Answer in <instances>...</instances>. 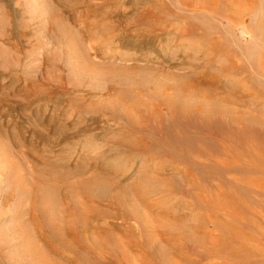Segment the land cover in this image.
Wrapping results in <instances>:
<instances>
[{"label":"rangeland","instance_id":"1","mask_svg":"<svg viewBox=\"0 0 264 264\" xmlns=\"http://www.w3.org/2000/svg\"><path fill=\"white\" fill-rule=\"evenodd\" d=\"M240 1L0 0V264H264Z\"/></svg>","mask_w":264,"mask_h":264},{"label":"bare ground","instance_id":"2","mask_svg":"<svg viewBox=\"0 0 264 264\" xmlns=\"http://www.w3.org/2000/svg\"><path fill=\"white\" fill-rule=\"evenodd\" d=\"M162 1V0H161ZM242 1V2H241ZM240 2H241V4H242V10H241V8H239V7H237V6H232V9H234V8H236L237 10L236 11H234V12H236V13H238V15L242 12V14H243V19L245 18H249L252 14H254L256 11H258V12H261V13H263L264 14V0H241ZM204 2V1H203ZM228 2V1H227ZM215 3V2H214ZM229 4H231L232 5V3L231 2H228ZM234 5V4H233ZM197 10H204V11H206V13H209V14H212V15H218V13H217V11H216V9L215 8H213V7H209V6H206L205 4H203V5H201V6H194ZM216 7V6H215ZM239 8V9H238ZM166 9V8H165ZM230 10V9H229ZM166 11V10H165ZM238 11V12H237ZM239 11H241V12H239ZM230 12V11H229ZM233 12V13H234ZM200 13V12H199ZM198 14V13H197ZM202 14V13H201ZM230 14V13H229ZM262 14V15H263ZM177 15V14H176ZM230 15H232V14H230ZM233 15H235V14H233ZM237 15V14H236ZM236 15L235 16H228V18L226 19V21H228V23H230V24H234V22L235 23H237L236 22ZM219 17H220V14H219ZM235 25V24H234ZM242 27V26H241ZM244 27V26H243ZM246 28V27H245ZM248 30V29H247ZM262 30H264V18H263V22H262V24L260 25V26H258V28L256 29V32H257V35H263V32H261ZM258 32H259V34H258ZM246 34V33H245ZM190 43V42H189ZM192 44H194V43H192ZM207 44V43H206ZM262 44L264 45V40H263V42H262ZM202 47V46H201ZM196 48H197V46H196ZM184 89V88H183ZM181 90V89H180ZM183 92V91H182ZM182 107V106H181ZM178 117H180V116H178ZM183 151H184V155H183V158L186 160V147H184L183 148ZM93 184V183H92ZM98 184V183H97ZM99 185V184H98ZM92 186V185H91ZM96 186V185H95ZM21 189H23L22 187H20ZM94 188V187H93ZM97 189H99V188H96V190ZM91 190V189H90ZM90 190H88V191H90ZM95 190V189H94ZM94 190H92L91 192H93ZM87 191V192H88ZM93 195H94V192H93ZM35 203V202H34ZM37 203V202H36ZM35 203V205L37 206V204ZM44 212V211H43ZM43 228H44V226H43ZM41 231V230H40ZM32 247V246H31ZM37 248V247H36ZM28 249V248H27ZM26 249V250H27ZM35 249V248H34ZM32 250V249H31ZM29 251V250H28ZM37 251V250H36ZM37 252H39V251H37ZM35 253V252H34ZM44 255V254H43ZM33 256V255H32ZM40 257V256H39ZM38 257V258H39ZM41 257H43V256H41ZM35 258H37V257H35ZM37 258V259H38ZM44 258H45V256H44ZM40 260V259H39ZM41 261V260H40ZM43 261V263H44V260H42ZM47 263V262H46Z\"/></svg>","mask_w":264,"mask_h":264}]
</instances>
